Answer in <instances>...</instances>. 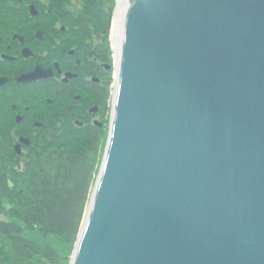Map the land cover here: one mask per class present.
Masks as SVG:
<instances>
[{
  "label": "water",
  "instance_id": "water-1",
  "mask_svg": "<svg viewBox=\"0 0 264 264\" xmlns=\"http://www.w3.org/2000/svg\"><path fill=\"white\" fill-rule=\"evenodd\" d=\"M128 1L71 264H264V0Z\"/></svg>",
  "mask_w": 264,
  "mask_h": 264
},
{
  "label": "flooded vegetation",
  "instance_id": "flooded-vegetation-1",
  "mask_svg": "<svg viewBox=\"0 0 264 264\" xmlns=\"http://www.w3.org/2000/svg\"><path fill=\"white\" fill-rule=\"evenodd\" d=\"M68 1L0 0V162L8 177L37 164L63 128L88 132L102 149L116 70L110 40L103 20H75ZM90 5L94 14L102 2Z\"/></svg>",
  "mask_w": 264,
  "mask_h": 264
},
{
  "label": "trees",
  "instance_id": "trees-1",
  "mask_svg": "<svg viewBox=\"0 0 264 264\" xmlns=\"http://www.w3.org/2000/svg\"><path fill=\"white\" fill-rule=\"evenodd\" d=\"M100 20L108 41L111 17ZM83 143L84 149L80 150L78 146ZM98 155L99 148L88 132L69 127L58 130L50 149L24 174L22 183L3 175L5 170L0 167V215L11 216L10 220L0 221V236L11 247L8 255L0 254V264H61L59 251L28 239L25 233H37L43 240L53 237L74 249L97 172ZM11 183L14 188L9 186ZM6 203L14 209H6Z\"/></svg>",
  "mask_w": 264,
  "mask_h": 264
},
{
  "label": "rangeland",
  "instance_id": "rangeland-1",
  "mask_svg": "<svg viewBox=\"0 0 264 264\" xmlns=\"http://www.w3.org/2000/svg\"><path fill=\"white\" fill-rule=\"evenodd\" d=\"M42 1H45V0H42ZM102 2V5L100 6V9L98 12L94 13V14H91L89 11H88V6L90 5L89 3L87 2H78L76 0H69L66 4H68L66 6L67 10L73 14L75 16V20H81L83 18H89L90 20H92L93 22L95 23H98L99 19L101 17H104V18H108L109 16L111 17V24H112V28H111V31L113 29V22H114V18H115V12L116 10L118 9L119 7V4L116 0H91L90 3L91 5L90 6H94L95 8L99 5V3ZM105 11L104 13H102V11ZM74 19V18H73ZM68 23V22H67ZM92 30L96 33L97 32V28H96V25H94L93 23V26H92ZM110 36L112 37L111 35V32H110ZM110 37V38H111ZM95 41L97 42L98 41V38L96 37ZM112 42V41H111ZM111 46H112V43H111ZM113 51V49H112ZM112 64L114 65L115 64V58H114V53L112 52ZM115 75V74H114ZM114 84H115V80H114ZM112 91H114V89H112ZM111 91V92H112ZM111 111H112V99H111V105L109 106L108 108V117H107V122L104 120V123H106V129H105V139H104V142L101 146V151L99 152V155L96 157V159L98 160V163H97V167H96V175H95V178H94V183L90 189V197H91V193L93 192V189H94V186H95V181H96V178L98 177V174H99V170L103 164V158H104V155H105V152H106V143H107V132L109 131V127H110V119L112 118V114H111ZM103 120V119H102ZM110 120V121H109ZM109 124V125H108ZM63 130H65V128H63ZM52 145V143H51ZM51 145L44 149H40L41 153H40V157L39 158H42L45 154V152L50 149ZM83 144H81L80 146H78V148L80 150H83ZM43 155V156H42ZM0 167L3 165L1 162H0ZM34 165L31 166V168L33 167ZM30 166L28 164H26L25 166H23V168H29ZM15 179L18 183H22L24 181V178H26V175H24L22 172L21 174H18V172H15ZM89 197V199H90ZM88 203H89V200L87 202V208L85 210V213L84 215L86 214V211L88 209ZM10 205V203H8ZM12 205V204H11ZM10 214V213H9ZM11 219V216L10 215H0V221H6V220H10ZM84 219H85V216H84ZM83 219V221H84ZM83 224V222H82ZM81 224V226H82ZM81 228V227H80ZM25 236L32 240V241H36L37 243H39L40 245H49L51 247H53L54 249H56L57 251L60 252V255H61V258H63V260H60L61 264H71V258L73 257L74 255V249H70L68 248L64 243H62L60 240L56 239V238H49V239H46V240H43L41 237H39V235L37 233H25ZM6 252V254L8 255V253L11 252V247H10V242H8V240H5L4 238H2L0 236V254L3 255V253Z\"/></svg>",
  "mask_w": 264,
  "mask_h": 264
},
{
  "label": "bare ground",
  "instance_id": "bare-ground-1",
  "mask_svg": "<svg viewBox=\"0 0 264 264\" xmlns=\"http://www.w3.org/2000/svg\"><path fill=\"white\" fill-rule=\"evenodd\" d=\"M119 1V7L117 10L116 18L114 20V29H113V44L116 50L115 58H117L118 64L120 60V52H121V43L123 39V28H124V22L127 15V9L129 6L128 0H117Z\"/></svg>",
  "mask_w": 264,
  "mask_h": 264
}]
</instances>
